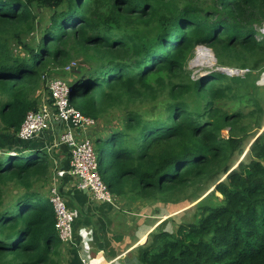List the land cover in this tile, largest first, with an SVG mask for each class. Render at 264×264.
<instances>
[{"label":"trees","instance_id":"16d2710c","mask_svg":"<svg viewBox=\"0 0 264 264\" xmlns=\"http://www.w3.org/2000/svg\"><path fill=\"white\" fill-rule=\"evenodd\" d=\"M46 9L50 24L37 44L24 41ZM261 17L264 0H0V129L12 130L17 144L0 155V257L60 264L63 244L42 190L58 166L17 133L39 108L41 84L48 90L74 52L93 51L102 66L76 60L69 83L73 104L97 123L124 110L119 127L95 140L111 193L170 206L189 201L184 193L197 181L215 187V201L198 202L194 220L174 231L164 221L149 234L136 249L140 264H264V107L251 79L264 69ZM201 45L220 64L248 71L192 78L186 66ZM248 118L260 131L247 151Z\"/></svg>","mask_w":264,"mask_h":264},{"label":"crops","instance_id":"0c3cea01","mask_svg":"<svg viewBox=\"0 0 264 264\" xmlns=\"http://www.w3.org/2000/svg\"><path fill=\"white\" fill-rule=\"evenodd\" d=\"M61 128H65V125L55 124L34 141L43 145L51 144L57 148L55 152L58 168L55 170L50 187L45 189H50V195L51 188L57 186L67 205L76 213L77 217L76 236L73 243L63 244L66 256L62 264H83L79 246L85 239L90 241V254L93 262L105 264L112 261V264H140L136 256V249L146 240V234H142L145 230L140 228L145 220L144 208L139 209L138 204L128 202L123 197H119L114 205L95 201L89 191L79 188L76 177L69 174L58 177V170L70 169L71 158L69 146L59 141ZM92 129L76 128L75 131L81 137L87 134L94 140L99 135L103 136L104 132L102 131L95 133L96 135L94 132L90 135ZM130 208L132 210H129ZM138 230L140 233L137 232Z\"/></svg>","mask_w":264,"mask_h":264},{"label":"built area","instance_id":"2783aa9c","mask_svg":"<svg viewBox=\"0 0 264 264\" xmlns=\"http://www.w3.org/2000/svg\"><path fill=\"white\" fill-rule=\"evenodd\" d=\"M77 67V61H71L64 67L63 72L72 73ZM48 96L50 101L44 100L38 110L28 112L18 130V139L23 142H31L38 139L55 124L65 125V128L60 129L59 141L70 148V169L58 170L57 176L63 177L69 174L76 177L79 188L89 191L95 201L114 205L117 201L116 196L111 193L99 173V158L95 140L87 134L81 137L75 131L76 128H94L97 121L84 115L73 104L72 88L69 81L59 77L51 78L48 82ZM49 198L55 212V228L58 236L62 244L69 245L73 243L76 236V213L67 205L57 186L51 188ZM79 249L83 264H101L93 262L91 258L89 239H85ZM105 264H112V261Z\"/></svg>","mask_w":264,"mask_h":264},{"label":"rangeland","instance_id":"374dc122","mask_svg":"<svg viewBox=\"0 0 264 264\" xmlns=\"http://www.w3.org/2000/svg\"><path fill=\"white\" fill-rule=\"evenodd\" d=\"M51 15H52V11H50L48 9L41 11V14L39 15V18L37 20L36 30L29 35H25L24 41L30 42L33 45H36L37 44L36 41L41 36L42 28L44 26H47L50 24V16ZM260 21H261V23L256 24L255 27L257 30V34L260 35L259 39H262V34L264 33V18L261 17ZM202 47L204 50L212 53L213 63H210L208 61V58L206 57V58L201 60V64L199 63L196 66L193 64V62L197 59L198 50ZM71 59H72V61L77 60V61L83 62L87 65H89V63H90V65L93 66L95 69L102 66V64L104 62L103 61L104 56H99V55L93 53V51H88L87 53L84 52L81 54L74 52L72 54ZM63 66H60L58 68L53 67L54 73H58L59 75H60V73L62 74L61 70H62ZM222 68H227V69L229 68L228 69L229 72L231 71L232 73H234L235 75H238V76H244L246 71L248 70V69L247 70L235 69V67H233V66H224L223 64H220L219 59L217 58L215 52L211 48H209L205 45H201V46H198L196 48L194 56L187 63L186 71H187V75H190L192 78L197 79V76H204L213 70L221 71L220 69H222ZM237 70H238V72H237ZM70 74L71 73L66 74L63 72L62 76H59V78H63L67 81H70L71 80ZM252 74L253 75H252L251 79L254 77H257V80H258L257 85L260 87V91L257 92V95H258V98H259L262 106L264 107V69L260 70L259 72L253 71ZM228 75H230V74H228ZM34 96L38 99V104H41L42 101H44V100H49L48 90H47V81L45 84H41V86L39 87V89H37ZM75 100H76V102H78L77 96H76ZM231 104L233 105V107L235 106V104L233 102H231ZM133 106H134L133 104L130 105V108L131 107L133 108ZM230 107H231V105H230ZM241 107H242V110L245 112H250L252 110L251 107L244 105V104L241 105ZM123 108L125 109L124 106H123ZM111 111L112 112H111V114H109V116L105 117L104 119H102L101 121H99L97 123L96 127H94L92 129V132L90 135H92L93 132L95 134V133H98L100 131L106 133V132H108V130H110L112 128H118L119 127L120 117H121L122 112L124 113V110L117 107V108L111 109ZM245 125L247 126V131L249 132L247 134V139L245 141V147H246L245 149L248 151L250 144L254 141L251 138H249V136H251L253 133H256L258 129L256 128L255 118L254 119L248 118L245 122ZM0 130H1L0 131V154H1L2 150L5 149L6 147H17L16 141L14 140V133L12 132V130H4V129H0ZM228 130L229 129H226L225 132L228 133ZM259 135H260V133L257 135V137ZM40 145H41L42 149H44L48 154L51 155L52 164L53 165L56 164V166H57V163H58L57 156L54 155V153L56 154L55 150L57 148L53 147L51 144H45V145L40 144ZM247 151H246V153H247ZM243 158H244V155L240 158H238V156L234 157L231 161V165H233L232 169L237 167L239 162ZM101 160H100L101 162L106 163V155H104ZM52 169H54V167ZM53 175L54 174L52 172L51 176L47 180V184H45L44 188L42 189L46 194H48V196H49V192H47V189H45V188L50 187V185L52 183ZM10 187H12V186H10ZM214 189H215V187H214L213 183L208 184L207 179H204L201 182L197 181L196 183L190 185L184 193L183 197L187 198L189 201L182 202L178 205H170V206H163V204L156 203L155 200L151 201V200L145 199V198H137L136 197V198L131 199L129 197H124L128 202L138 204V207H140L139 209H142V207L144 208L147 205H151L149 207H146V209H148V210L143 211V215H144L145 220H144V224L140 228L145 230L144 233H142V234H144V235L146 234L145 235L146 240L144 241V243H142V245H144L147 242L148 236L152 232V230H154L156 227H158V225H160L164 221H167L165 228L168 230L174 231L178 227V225H179L178 223H180V222L185 223V222H190V221L194 220V214L197 213L195 206L197 205L198 202H200L201 200H203L207 197H210V199L212 201H215L214 198L212 197V194L214 193L213 192ZM12 193H13V191H12ZM14 194H15V192H14ZM216 196L220 197V194L216 193ZM197 197H199V198L197 200H195ZM116 199L118 200L119 197H116ZM130 207H132V206H130ZM193 208H194V210H193ZM129 210H132V208H130ZM126 214H124V215H126ZM152 223H153V225H151ZM151 228H153V229L151 230ZM147 229H148V231H147ZM149 230H151V231H149ZM137 232L140 233L139 230ZM59 251L61 252V257L58 259V261H60V264H62L65 261V256H66V252L64 250V245H61V248L59 249ZM136 256H137V254H136ZM0 264H18V262H16L14 260V257H12V255H9V256H1L0 257Z\"/></svg>","mask_w":264,"mask_h":264},{"label":"bare ground","instance_id":"6f19581e","mask_svg":"<svg viewBox=\"0 0 264 264\" xmlns=\"http://www.w3.org/2000/svg\"><path fill=\"white\" fill-rule=\"evenodd\" d=\"M208 58V61L210 63H213V56H212V53L209 52V51H206L202 48H200L198 50V56H197V59L193 62L194 65H198L199 63L201 64V60L204 59V58Z\"/></svg>","mask_w":264,"mask_h":264},{"label":"water","instance_id":"95a60500","mask_svg":"<svg viewBox=\"0 0 264 264\" xmlns=\"http://www.w3.org/2000/svg\"><path fill=\"white\" fill-rule=\"evenodd\" d=\"M229 69V68H228ZM227 68H222V69H220L221 71H223V72H225V73H227V74H233L231 71L229 72V70H228Z\"/></svg>","mask_w":264,"mask_h":264},{"label":"clouds","instance_id":"9594fccd","mask_svg":"<svg viewBox=\"0 0 264 264\" xmlns=\"http://www.w3.org/2000/svg\"><path fill=\"white\" fill-rule=\"evenodd\" d=\"M73 97V96H72Z\"/></svg>","mask_w":264,"mask_h":264}]
</instances>
